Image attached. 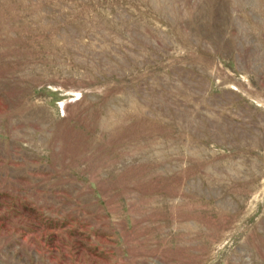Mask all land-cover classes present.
I'll use <instances>...</instances> for the list:
<instances>
[{"label": "rangeland", "instance_id": "374dc122", "mask_svg": "<svg viewBox=\"0 0 264 264\" xmlns=\"http://www.w3.org/2000/svg\"><path fill=\"white\" fill-rule=\"evenodd\" d=\"M0 264H264V0H0Z\"/></svg>", "mask_w": 264, "mask_h": 264}]
</instances>
